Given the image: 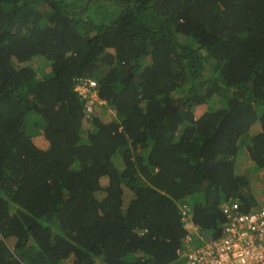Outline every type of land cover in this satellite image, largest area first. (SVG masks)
Masks as SVG:
<instances>
[{
	"label": "trees",
	"instance_id": "1",
	"mask_svg": "<svg viewBox=\"0 0 264 264\" xmlns=\"http://www.w3.org/2000/svg\"><path fill=\"white\" fill-rule=\"evenodd\" d=\"M262 169L264 0H0V264H182Z\"/></svg>",
	"mask_w": 264,
	"mask_h": 264
},
{
	"label": "built area",
	"instance_id": "2",
	"mask_svg": "<svg viewBox=\"0 0 264 264\" xmlns=\"http://www.w3.org/2000/svg\"><path fill=\"white\" fill-rule=\"evenodd\" d=\"M96 82L79 79L74 91L83 100L87 117L99 101ZM187 205L183 206V227L189 232L184 246L177 251L182 264H264V206L247 213L239 211L237 203L228 204L226 221L219 238L196 245L191 239L196 227L187 217Z\"/></svg>",
	"mask_w": 264,
	"mask_h": 264
},
{
	"label": "rangeland",
	"instance_id": "3",
	"mask_svg": "<svg viewBox=\"0 0 264 264\" xmlns=\"http://www.w3.org/2000/svg\"><path fill=\"white\" fill-rule=\"evenodd\" d=\"M104 3H106V2H104ZM41 72H43V71H41ZM44 74L45 73L41 74L40 76H43ZM209 105L215 106L214 103L209 104ZM206 108H207V106L200 107L199 109H196L195 112H197V114H200V113H202V111H205ZM28 118L31 121L30 125L28 127V131H31L32 136L37 137L39 130L35 129L34 127L31 128V126H32L31 123L33 121H35V118L31 119L32 115H29ZM242 164H243V162H242ZM247 179L249 181L248 188L251 189V193L255 197L257 196V201L259 202L258 207H263L264 206V169L256 170V171L254 170L252 175H250L249 178H247Z\"/></svg>",
	"mask_w": 264,
	"mask_h": 264
},
{
	"label": "crops",
	"instance_id": "4",
	"mask_svg": "<svg viewBox=\"0 0 264 264\" xmlns=\"http://www.w3.org/2000/svg\"><path fill=\"white\" fill-rule=\"evenodd\" d=\"M194 241H195V243H198V242H201V241L208 242V241H204V238L202 236H198V238L196 240H194ZM172 264H174V263H172Z\"/></svg>",
	"mask_w": 264,
	"mask_h": 264
},
{
	"label": "clouds",
	"instance_id": "5",
	"mask_svg": "<svg viewBox=\"0 0 264 264\" xmlns=\"http://www.w3.org/2000/svg\"><path fill=\"white\" fill-rule=\"evenodd\" d=\"M260 207H258L257 209H259ZM257 209H254V210H252V211H255V210H257ZM251 212V211H250Z\"/></svg>",
	"mask_w": 264,
	"mask_h": 264
}]
</instances>
